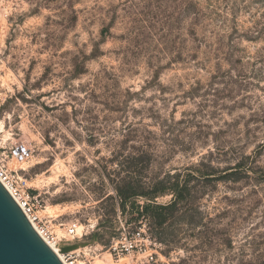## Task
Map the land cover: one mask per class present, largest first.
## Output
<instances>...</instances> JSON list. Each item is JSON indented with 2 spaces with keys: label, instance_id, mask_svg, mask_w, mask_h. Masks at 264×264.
Segmentation results:
<instances>
[{
  "label": "rangeland",
  "instance_id": "1",
  "mask_svg": "<svg viewBox=\"0 0 264 264\" xmlns=\"http://www.w3.org/2000/svg\"><path fill=\"white\" fill-rule=\"evenodd\" d=\"M0 165L81 264H264V0H0Z\"/></svg>",
  "mask_w": 264,
  "mask_h": 264
},
{
  "label": "water",
  "instance_id": "2",
  "mask_svg": "<svg viewBox=\"0 0 264 264\" xmlns=\"http://www.w3.org/2000/svg\"><path fill=\"white\" fill-rule=\"evenodd\" d=\"M75 245L62 248L69 253ZM0 264H64L0 180Z\"/></svg>",
  "mask_w": 264,
  "mask_h": 264
},
{
  "label": "trees",
  "instance_id": "3",
  "mask_svg": "<svg viewBox=\"0 0 264 264\" xmlns=\"http://www.w3.org/2000/svg\"><path fill=\"white\" fill-rule=\"evenodd\" d=\"M137 133V130L130 129L126 137L128 139L132 138L134 137L133 135ZM203 165L204 164H201L190 170H197L198 172H201V169H203ZM202 174L205 177L211 175L206 172ZM115 189L122 200L123 209H125L127 202L131 201L135 197H147L150 202L143 206L142 212L140 211V207L135 203H133L132 208L138 209V212L142 216H146L150 219V223L153 227L160 229L164 228L171 220V217L178 213L184 207L185 201L187 200V197L185 196L186 187L181 188L179 182H169L168 185H163V183H159L155 187L153 193L145 194L141 192L139 182H136L135 179H130V177H125L123 179H120ZM168 193L173 196V199L170 203L160 204L157 202V198L164 196ZM152 238L156 242L161 244V242L156 237L152 236ZM237 264H246V261H244L243 258H240L237 261Z\"/></svg>",
  "mask_w": 264,
  "mask_h": 264
},
{
  "label": "built area",
  "instance_id": "4",
  "mask_svg": "<svg viewBox=\"0 0 264 264\" xmlns=\"http://www.w3.org/2000/svg\"><path fill=\"white\" fill-rule=\"evenodd\" d=\"M12 159H14L17 163H24L31 156L32 151L27 147H18L12 151ZM12 172L9 171L5 166L0 165V180L12 194V196L16 199L19 205L24 210L25 214L34 225L35 229L41 235V237L49 244H54L59 248H63L67 245H61L59 241H57L52 235L44 228L40 226V218L35 214L34 206H31L28 199H26L23 194L19 191V189L15 186L13 182ZM68 235L74 237L76 235V227H71L68 231ZM146 239V235L143 230L137 231L133 234L131 238H125L118 240L112 246L113 254L117 257H120L126 253H131L133 251H141V247L143 245V241ZM76 250L71 251L69 253H63V256L60 257L64 264H81L77 259ZM155 256L151 253L147 256V260H154Z\"/></svg>",
  "mask_w": 264,
  "mask_h": 264
},
{
  "label": "bare ground",
  "instance_id": "5",
  "mask_svg": "<svg viewBox=\"0 0 264 264\" xmlns=\"http://www.w3.org/2000/svg\"><path fill=\"white\" fill-rule=\"evenodd\" d=\"M35 227H36V226H35ZM50 246L56 251V253H57L60 257L63 256L62 248H59V247L55 246L54 244H51ZM76 248H77V247H76ZM76 248H74L72 251L76 250Z\"/></svg>",
  "mask_w": 264,
  "mask_h": 264
}]
</instances>
